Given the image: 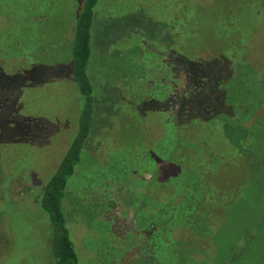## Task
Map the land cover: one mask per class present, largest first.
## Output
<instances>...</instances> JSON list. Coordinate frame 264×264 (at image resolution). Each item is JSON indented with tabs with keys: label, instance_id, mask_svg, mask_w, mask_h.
<instances>
[{
	"label": "rangeland",
	"instance_id": "obj_1",
	"mask_svg": "<svg viewBox=\"0 0 264 264\" xmlns=\"http://www.w3.org/2000/svg\"><path fill=\"white\" fill-rule=\"evenodd\" d=\"M84 6L0 0V264H57L38 198L86 104L70 61ZM99 8L88 68L94 119L62 206L80 264H264V0H100ZM185 8L193 13L184 17ZM189 39L194 47H183ZM172 53L198 54L195 63L223 68L218 85L235 84L190 88ZM183 97L194 99L187 122ZM187 177L203 179L200 194L193 210L174 205L171 217L167 204L190 195ZM178 219L191 229L152 244L151 230L159 224L165 235ZM153 245L156 260L144 252Z\"/></svg>",
	"mask_w": 264,
	"mask_h": 264
},
{
	"label": "trees",
	"instance_id": "obj_2",
	"mask_svg": "<svg viewBox=\"0 0 264 264\" xmlns=\"http://www.w3.org/2000/svg\"><path fill=\"white\" fill-rule=\"evenodd\" d=\"M99 2H100V0H85V6L81 10L79 9V11H77V16H76L75 20L72 22L73 23V26L71 29L72 35L70 38V39H72L71 43H70V46H71L70 50H71L72 56L70 57V61L72 64L71 66L73 69L74 78L76 79V81L78 82V84L80 86L81 92L86 99V104H85V107H84V109L81 113V116H80L79 129H78V132H77L75 139L71 143V145H70L66 155L64 156L59 168L57 169L56 173L51 178V180L47 183V185L44 188V191L40 194V196L38 198V202L40 204V207L49 213L50 220H51L52 225H53L54 234L52 237V241H53L54 255H55V259H56L57 264H80L78 253H77L75 244L71 238L70 229H69V226L67 224L66 216L63 212L62 206L64 205L63 202H64V198L66 196L65 189H66V185H67V180L70 176H72L74 174L75 166L80 162L81 150H82V147L84 145L85 140L87 139V137L90 134L91 126H92L93 119H94V113H95L94 86H93L88 68L90 65V61L93 60L92 59V56H93L92 27H93L94 18L96 17V15L99 14V12H97L98 9H100L99 8ZM191 11H192L191 9L185 8L183 10L184 17H185V15L188 16ZM192 13H193V11H192ZM191 15L192 14H190L189 17L184 18V20H186L189 24L185 23L183 25V27L186 26L185 28H187L188 25H190V24L192 25V23H195L193 21V20H195V17H191ZM184 41H183V47L184 46L185 47L190 46L192 48L194 47V41H191L190 39L184 40ZM184 44H187V45H184ZM203 46H205V45H203ZM69 47H68V49H69ZM201 47H202L201 45H198L195 47V49L200 50ZM172 55H176V57H175L176 63H178V60L180 59V60H182V63L185 65V68L182 67L181 68L182 71H180V72L181 73L184 72L186 74L187 81H189L188 87H190V88H192V85H194L196 83L200 84L202 82V84L204 85V87L207 89V91L209 93L211 85L215 84L217 87L220 88L221 91H224V90H227L228 87H231L230 86L231 84H235V82H233L229 79L228 81H226L227 83H225V85L224 84L218 85L217 84L218 75L219 76L222 75V73L224 71H220V70H223V68L221 66H216V65L211 64L216 69V71L214 72L210 68V66H211L210 63H209V66H208L207 62L195 63V61H192L191 57H196V56H198V54L187 55L186 53H181L179 55L177 53H172ZM230 59L233 60V57ZM237 66H239L238 62L236 63V68H238ZM191 67L193 69H191ZM199 68H202V69H199ZM172 69H174V67H172ZM210 70H212V72H210ZM170 72L171 73L169 76H171V74L173 73V70H171ZM197 72L199 73V77H197V75H196ZM213 72L215 74H217V78L215 80L212 79ZM191 75H193V76H191ZM172 76L167 77V78H169L171 80ZM181 76H182V74H181ZM125 77H126V75H125ZM126 79H129V78L126 77ZM166 81L167 80L165 79V82ZM95 96H97V95H95ZM220 96H221V93H220ZM220 96L218 95V97H220ZM182 100H183L182 115L184 116L183 118H185L183 120L187 122L192 118V116L188 117V115H191V112L193 111L189 104L194 99H186V97H183ZM142 103L143 102H140V106L142 105ZM171 105H173V103H169V101L162 102V106H163L162 109L168 110V108H166V107H170ZM235 114H236L237 118L240 116L239 112L235 113ZM249 139H250V136H248V137L246 136V138H245L246 142L251 144L249 142ZM242 145H243V142H242ZM206 146L207 145H205L204 149H208V147H206ZM262 147L263 148H261V149H264V146H262ZM202 151H204V150H202ZM199 155H201V154H199ZM249 159L253 160V159H259V158H257V155H252L251 157H249ZM249 159H247V165L248 166H250V164L248 163ZM185 170H187L188 172H191L193 174V176L196 175L194 173L196 171H194V170H191V169H185ZM190 178L191 177H187V178H185V181H184L190 185L189 188H187L188 191H190L189 192L190 195L189 194L186 195L183 191L178 197L174 198L172 200V202L167 204V208H168V211L170 213L169 215L171 217H173V215H175L174 210H176V208H174V207L178 206V204H181V203H184V204L187 203V205L190 204V207L187 208V210L188 211L193 210L194 199L192 197V194H193V192L200 194V189H201V186L203 184V179L201 177H199L201 179V181H198L199 179L195 178L192 182L190 180ZM199 182H201V183L199 186H197L196 183H199ZM192 187H194L195 189H193ZM174 205H176V206H174ZM203 206H204V201H203V203H197L196 208L194 210V216H190L191 214L189 213L188 216L192 217V219H191L192 224L195 221V216L198 218V220H201V218L204 217L203 211H205V210L203 209ZM216 210H219V209H216ZM262 210L263 211L261 212V215H260L261 217L264 216V209H262ZM175 222H176V224L169 227L168 231L165 232V235H163V232H161L162 229H158L159 224L157 225V227L154 230H151L152 236L154 237L152 240V244L155 243L156 240H158V242L160 244L163 243L162 242L163 236L165 237L166 243H167V241H169V239H175L176 238L175 234H176L177 229H181V228H183L184 230L191 229L190 226L186 223L187 222L186 219H182V220L178 219ZM261 225L263 227L264 224L262 223ZM252 229H254V228H251V233H254ZM262 229H264V227ZM262 229H259V231H257L256 235L258 233H260L262 231ZM206 230H207V228H204V232ZM250 236L252 238L255 237L254 234L253 235L248 234V237H250ZM166 243L164 244V246H167ZM153 247H154V245L151 246L150 249H145L146 251H144V252H147V250H148L150 252V254L152 253V255L154 256V258L156 260L155 255H161L162 253L160 251H155V249ZM159 252L161 254H158ZM166 254H167V250L165 249V255Z\"/></svg>",
	"mask_w": 264,
	"mask_h": 264
}]
</instances>
